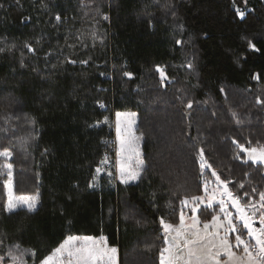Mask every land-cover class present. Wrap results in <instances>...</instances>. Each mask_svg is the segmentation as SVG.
Here are the masks:
<instances>
[{
  "label": "trees",
  "instance_id": "1",
  "mask_svg": "<svg viewBox=\"0 0 264 264\" xmlns=\"http://www.w3.org/2000/svg\"><path fill=\"white\" fill-rule=\"evenodd\" d=\"M0 6V150L13 152L14 195L37 199L35 212L4 210L8 177L0 160L5 264L15 244L34 250L25 254L27 264H41L68 236L103 237L117 248L118 264H160V218L178 224L180 201L201 196L212 177L209 169L201 175V148L236 194L258 199L252 189L264 191V167L242 163L245 155L232 143L264 145V0H0ZM156 66L170 82L161 83ZM119 112L137 115L146 166L127 185L116 182L114 168L96 173ZM201 211L209 221L218 205Z\"/></svg>",
  "mask_w": 264,
  "mask_h": 264
},
{
  "label": "snow or ice",
  "instance_id": "2",
  "mask_svg": "<svg viewBox=\"0 0 264 264\" xmlns=\"http://www.w3.org/2000/svg\"><path fill=\"white\" fill-rule=\"evenodd\" d=\"M41 4H44V0H41ZM237 14L242 19L245 16L243 11L237 10ZM103 18L108 19L107 16ZM55 20L60 22L61 16L57 15ZM176 43L181 44L182 41L177 40ZM25 47L29 52H35L31 44L26 43ZM250 47L254 48V45L250 43ZM66 62L77 63L76 60L70 58H66ZM79 63L87 64V61H79ZM188 67L191 68L192 65L189 64ZM156 71L160 75L161 83L170 82L162 67L156 66ZM124 75L131 77V73L127 71ZM97 103L101 108L106 107L103 101H97ZM186 106L192 108V103L188 102ZM116 116V132L120 143L119 160L117 161L118 179L121 184L127 185L140 180L146 171V166L139 150L138 141L141 137L136 136L134 130L136 114L117 113ZM233 116L235 118L236 114L233 113ZM25 119L30 124H35L34 119L28 117ZM104 123H107V120ZM236 123L240 124L241 121L236 119ZM232 143L236 144L239 152L245 154L246 158L241 161L242 163L247 164L251 161L253 165L264 166V145L246 148L235 140ZM12 157L13 152L9 149L0 150L2 167L6 169L8 177L6 184L8 199L4 210L11 214L16 212L18 207L26 205L28 212H35L36 198L13 195V165L8 162ZM234 158L241 160L239 154H236ZM199 160L201 175H204L205 169H209L211 176L215 179L214 181L205 180L203 196L185 197L180 201L182 208L179 212L178 224L167 222L163 217L160 218L166 244L160 252V264H264V191L252 189V193H255L258 199L253 198L247 191L238 195L229 188V184L233 181L221 179V176L205 159L203 148L199 149ZM107 164L108 157L105 156L101 165ZM103 170L102 167H97V175ZM107 175L112 176L113 173L108 171ZM210 184L214 186L209 187ZM88 186L90 188L97 186L95 177ZM239 187L244 188L245 186L241 183ZM201 205L205 208H214L218 205V212L211 216L210 221L204 222L200 219V216L204 214L201 211ZM230 208L235 212L233 213ZM188 212L191 215H188ZM198 212L200 216L197 215ZM257 222L260 225L258 228L254 226ZM230 234H232L231 239ZM117 253V248L109 247L103 237L97 240L90 236H68L51 254L45 257L41 264H118ZM25 254L34 256L35 252L32 249H21L19 244H15L8 252V257L11 264H27L24 259ZM221 257H226V259L222 260ZM0 264H5L4 257H0Z\"/></svg>",
  "mask_w": 264,
  "mask_h": 264
},
{
  "label": "rangeland",
  "instance_id": "3",
  "mask_svg": "<svg viewBox=\"0 0 264 264\" xmlns=\"http://www.w3.org/2000/svg\"><path fill=\"white\" fill-rule=\"evenodd\" d=\"M119 113H129V112H119ZM122 120H123V118H122ZM116 121H117V116H116V114H115V117H114V119H113V123H112V133H113V136H114V140H115V157L117 158V161L119 160V155H118V151H119V146H120V143H119V139H118V137H117V132H116ZM137 122H138V117H137V115H136V117H135V124H134V130H136V126H137ZM135 134H136V136H138L137 135V133L135 132ZM138 144H139V150H140V143H139V141H138ZM245 155V154H244ZM246 158V157H245ZM249 162H251V161H249ZM264 167V166H263ZM206 170V169H205ZM210 173H211V170H210ZM114 177H115V180H116V182L117 183H120L119 182V179H118V168H117V164H116V168H114ZM214 177H211L209 180H212V181H214ZM133 182H135V181H133ZM133 182H130V183H133ZM6 184H7V182L5 183V191H6V197H7V199H8V188L6 187ZM212 186H214V184H210L209 185V187H212ZM12 192H13V186H12ZM13 195H14V193H13ZM204 195V193L201 195V196H203ZM15 196V195H14ZM15 197H24V196H15ZM7 203V202H6ZM21 207H26V205L25 206H21ZM21 207H18V208H21ZM201 207H204L203 205H201ZM181 208H182V205L180 204V210H181ZM230 210L231 211H233V213L235 212V210L234 209H231L230 208ZM185 211L187 212V209H185ZM188 215H191V213L190 212H188ZM221 218H223V217H221ZM210 221V220H209ZM205 222H207V221H205ZM239 226V225H238ZM255 227H259L260 225H259V223L257 222L255 225H254ZM201 227H202V225H201ZM163 234H164V232H163ZM76 237H85V236H76ZM100 238H102V237H99V238H95V239H100ZM232 238V234H230V239ZM67 239V238H66ZM104 239V238H103ZM164 242V245H163V247L161 248V250L164 248V247H166V244H165V241H163ZM161 252V251H160ZM8 259H10L9 257H8ZM221 259L223 260V259H226V257H221ZM119 259H118V253H117V261H118ZM159 262H160V260H159ZM7 264H11V260H9V262L7 263Z\"/></svg>",
  "mask_w": 264,
  "mask_h": 264
},
{
  "label": "built area",
  "instance_id": "4",
  "mask_svg": "<svg viewBox=\"0 0 264 264\" xmlns=\"http://www.w3.org/2000/svg\"><path fill=\"white\" fill-rule=\"evenodd\" d=\"M112 130V129H111ZM104 145V152L102 155V160L105 158V156L108 157V164L107 165H101L99 167H105L107 169L109 168H116L117 164V158L115 157V140L112 133V136L105 139L103 142Z\"/></svg>",
  "mask_w": 264,
  "mask_h": 264
}]
</instances>
